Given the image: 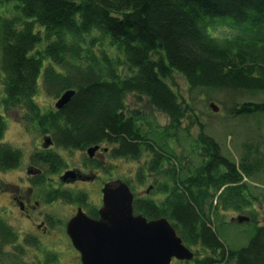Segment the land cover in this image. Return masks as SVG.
Segmentation results:
<instances>
[{"label": "trees", "instance_id": "obj_1", "mask_svg": "<svg viewBox=\"0 0 264 264\" xmlns=\"http://www.w3.org/2000/svg\"><path fill=\"white\" fill-rule=\"evenodd\" d=\"M176 74L188 89L216 94L227 116H264V0H0L1 110H18L29 131L51 133L67 149L105 141L113 157L147 152L138 175H156L155 196L134 208L148 218H168L195 249L183 264H264L260 198L247 183L264 172V137L258 130L245 135L237 161L226 158L184 104ZM67 89L74 93L60 107L40 99L54 103ZM127 98L166 113L168 122H153ZM186 114L198 127L194 137L192 126H181ZM6 118L0 111V168L11 170L29 159L35 144L21 148L5 140ZM62 157L48 150L43 166L58 170ZM39 185L46 206L59 198L84 201L85 194L41 177ZM227 212L250 221L222 218ZM48 217L61 225L66 219L53 211ZM250 222L254 233L237 248L214 229ZM25 230L20 234L0 212V264L20 263L27 248L43 247ZM43 261L55 264L54 251H43Z\"/></svg>", "mask_w": 264, "mask_h": 264}, {"label": "rangeland", "instance_id": "obj_2", "mask_svg": "<svg viewBox=\"0 0 264 264\" xmlns=\"http://www.w3.org/2000/svg\"><path fill=\"white\" fill-rule=\"evenodd\" d=\"M176 79L178 85H181L180 90L184 94L185 99H187L188 103H190V105L187 102H184V104H187L189 108L192 109V112L193 110L197 112L198 121L204 127L205 133L215 139V141L219 144L221 154L229 160L233 162L237 161L240 149L239 145L245 139V135L251 133L255 134L258 130L257 133L260 136L264 137V116L253 119L246 117L237 118L227 116L223 111L221 100L216 97V94L209 91L199 92L188 89L185 84L186 82L184 83L183 77H181L179 74H176ZM127 102L130 103V107H132L133 105L140 106L147 114V116L153 120V122L161 123V125H165L166 122H168V115L160 110L149 108L146 104L144 105V103H136L133 98H127ZM210 102L218 106L217 112H213L208 108ZM9 114L13 116L12 120L16 121L17 123L12 122L11 124L6 118L8 128L4 134V139L12 142L14 146L21 145V148H26L25 139H27V135L23 131V129L19 127V119L15 117V114L13 112H9ZM186 116L187 114L185 115V120L181 126L184 128L186 126H192L191 128H189V133L190 137H194L197 133L198 127L196 125L190 124V120H187ZM257 121H259L257 125L258 129L256 126ZM10 136H12L13 139ZM186 144L187 140L185 138L184 140H182V145L185 146ZM27 146L29 147L30 144H28ZM108 147L110 148L109 145ZM179 148L180 147H177L176 151H179ZM55 150L57 151V149ZM59 156H61L60 153ZM62 158L63 166L70 164L78 167H85L87 163L90 162L85 152H80L77 150H68L65 153V157ZM104 159L108 163L107 166L112 172L111 174H119L118 178L128 181V183L132 186V191L137 197L151 199L155 196L151 190L149 191V194H145V189L149 184L152 183L153 179L155 178V175L153 173H149L146 171L143 178L145 182L140 183L138 181V171L140 169V166L143 164L144 156L136 159L118 158L111 156L110 153H106L104 154ZM18 172L19 171H13L9 173V171H0V177L8 179L10 177V174H13L14 176H11V179L17 182V177L15 176L18 174ZM18 183L22 185L24 182L21 181V179L18 177ZM247 183L254 188V193H258L259 195L260 200L255 204V207L257 209L256 216L259 223L264 224V172H262L259 176L254 177V179L252 178V180H247ZM92 191H94V194H96L95 188H93ZM4 203H8V201L3 195L0 194L1 214L6 217L8 223L11 224L14 228H16V226L18 227L20 234H23L24 231H26L23 221H21L20 218H17L16 215L12 213L15 210H11L9 204L5 205ZM62 205L63 203H56L54 205L48 206H46L45 204L43 205L42 210L54 211L55 215L61 217L62 211H60L59 208ZM7 210L8 215L2 213V211ZM9 210L12 212H10ZM235 214L236 213L233 212H227L225 214H222L221 217L227 219L229 216ZM253 226V222L244 224L222 223L216 225L214 229L217 236L222 239L228 246H230L231 248H237L242 247V245L247 243L250 235L254 233ZM27 232H30V230H28ZM19 240H21V238ZM41 244L43 246L41 249H36V247L32 246H30V248H27L25 254L20 258V263L13 264H34L36 262V259L38 261L35 264H40L41 262L43 263V251L45 253L46 250H52L56 254L55 264H78V255L75 254L73 247L69 246L67 238L63 233L61 234L60 231L58 233H46L44 236V240H41ZM176 263L177 262L174 260L171 262V264Z\"/></svg>", "mask_w": 264, "mask_h": 264}, {"label": "water", "instance_id": "obj_3", "mask_svg": "<svg viewBox=\"0 0 264 264\" xmlns=\"http://www.w3.org/2000/svg\"><path fill=\"white\" fill-rule=\"evenodd\" d=\"M72 92L62 94L57 106L66 103ZM92 150L89 149L90 154ZM102 191L98 219L79 209L66 225L81 264H170L173 256L192 258L193 254L165 217L148 221L143 215L132 213V193L125 183L114 187L106 184Z\"/></svg>", "mask_w": 264, "mask_h": 264}, {"label": "flooded vegetation", "instance_id": "obj_4", "mask_svg": "<svg viewBox=\"0 0 264 264\" xmlns=\"http://www.w3.org/2000/svg\"><path fill=\"white\" fill-rule=\"evenodd\" d=\"M45 135H50L52 139V143L47 147L43 146L45 143H43V137ZM27 140L31 145L33 143L35 144L32 146L31 158L29 157V159L23 162L20 166L11 170H3L0 168L1 172L9 171V173H11L13 171H19L15 177H17V181L19 177L24 183L20 185L18 182H14L15 180L11 179V176H14L13 174H10L8 179L0 177V194L8 201V203H4L5 205L9 204L11 210L16 209L14 211L16 213L15 215L17 218L20 217L23 219L25 228L29 227L30 232L28 233L36 237L38 240H43V236L49 232L58 233L59 231L61 232L64 230L65 233L66 222L76 212L78 207H81L89 216H93L94 213L92 210L95 212L101 205L102 194L100 193V189L102 185L111 182L114 179L109 178V176L112 177V175H109L110 170L107 167V161L104 159V154L109 151L107 142L105 141L96 143L98 144V149L94 152L93 157L89 158L90 162L87 163L85 167L67 164L61 166L58 170H51L50 167H44L42 163L43 154L46 151L50 150L54 156L59 155V153L60 155L65 156V153L68 150L72 151L74 149H67L66 146L58 145L54 141L51 133H38L36 137ZM55 149H57V151ZM33 154H36V157L32 158ZM69 169H77L79 171L77 175L78 178H75V180H67L65 178L66 176H62L63 172ZM46 173L48 174L46 175ZM40 177L44 179V183L54 185L57 189L73 190L74 188H77V183H81L78 187L84 188L79 191V193L83 195L85 194V196H83V202L73 201L71 203H65V201L60 198L49 202L48 205L65 203L69 204L72 208V213L69 214L68 218H66L62 225L50 221L48 214H52V211L45 212L42 210V206L44 205L42 202V196L45 195V192L40 188ZM88 183L95 184L94 188L96 189V194L92 191L93 187L85 185ZM150 187H155L154 182H152ZM134 199L139 201L143 198L137 197L134 193ZM94 215L95 216L93 217H98L97 211Z\"/></svg>", "mask_w": 264, "mask_h": 264}]
</instances>
